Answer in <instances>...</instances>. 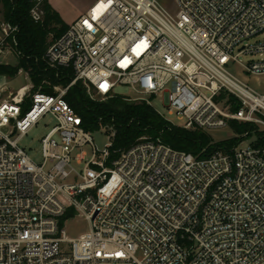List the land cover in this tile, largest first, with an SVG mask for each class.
I'll return each instance as SVG.
<instances>
[{"label": "built area", "instance_id": "2783aa9c", "mask_svg": "<svg viewBox=\"0 0 264 264\" xmlns=\"http://www.w3.org/2000/svg\"><path fill=\"white\" fill-rule=\"evenodd\" d=\"M175 2L173 15L159 0H97L45 55L73 70L69 86L31 92L20 70L29 86L0 95V264H264V95L231 72L264 75V0ZM17 32L4 23L0 54ZM79 81L93 101L125 86L184 130L237 122L257 140L201 157L143 138L113 159L65 100ZM49 115L37 164L20 141ZM70 213L87 233L67 237Z\"/></svg>", "mask_w": 264, "mask_h": 264}, {"label": "trees", "instance_id": "16d2710c", "mask_svg": "<svg viewBox=\"0 0 264 264\" xmlns=\"http://www.w3.org/2000/svg\"><path fill=\"white\" fill-rule=\"evenodd\" d=\"M38 0H0L4 8L7 23L18 27V32L9 40V45L18 56V67L10 68L0 65V76L14 78L20 70L26 72L33 84V92L47 87H67L74 80L75 74L68 68H50L45 55L53 40L61 37L69 28L60 15L50 6L48 0H41L44 13L43 21L36 23L31 11ZM65 100L81 116L87 131L96 132L103 126L114 130L111 157L117 158L146 138L161 140L173 149L207 157L219 149H230L243 139L234 138L228 141L215 142L213 138L201 131H187L165 121L153 107L147 103H133L127 98L116 95L113 98L98 102L89 98L83 82L79 81L68 91ZM231 129L237 135L250 131L248 124L231 123ZM66 216L63 222L72 217Z\"/></svg>", "mask_w": 264, "mask_h": 264}, {"label": "rangeland", "instance_id": "374dc122", "mask_svg": "<svg viewBox=\"0 0 264 264\" xmlns=\"http://www.w3.org/2000/svg\"><path fill=\"white\" fill-rule=\"evenodd\" d=\"M58 1V4H62L66 6V8L69 9V17L67 19L68 22H70V18L72 14H75V10L77 9V6L79 7V4L81 2H86L88 0H56ZM161 4H163L170 13L173 15H176L178 13V7L175 2V0H159ZM75 2L73 5L72 3ZM75 6V8H74ZM4 8L3 5L0 3V38H2L1 28L4 25V23H7L4 16ZM71 25V24H69ZM49 41H53V36H50ZM12 49V48H11ZM11 49L5 50L4 53L0 54V65L10 68H17L18 67V56L15 51H12ZM248 58L244 57L242 59V62H247ZM231 72L235 74L238 79L243 82L247 83L250 88H252L257 93L264 95V75L262 76H250L247 74L242 73V69L235 65L231 67ZM29 81L26 78V75L24 73L18 72V74L14 78H9L7 76H0V95L2 97H6L9 92H15L18 89L29 86ZM34 87V86H33ZM1 88H6L7 93L3 94L1 91ZM31 92H33V88H31ZM115 92L118 95L121 96H127L131 98L133 103H142L141 96L133 93L130 89H128L125 86H118L115 90ZM98 102H105L99 100ZM153 107L160 113L166 116L168 120L173 122L176 126L181 127L184 125V122L179 120L177 116H169L167 114V108L164 104V101H162L161 98H158L156 100L152 101ZM55 119L49 115L45 118H42L35 128H33L28 136H26L24 139L20 141V147L25 149L30 156V158L37 164H40L42 162V155H41V140L42 138L52 129L56 126ZM114 130L110 127L104 126V129L93 132V140L98 148V150L103 151L105 150L110 144L112 143L113 139L110 136H113ZM207 134L210 135L215 142H223L228 141L234 138H239L240 135L235 134V132L231 128H225V129H217V130H209L207 131ZM257 140L256 135H252L247 139H243L242 143L240 144V148H245L249 146L250 144L254 143ZM86 152H90L88 148L85 149ZM90 154V153H89ZM76 165V164H75ZM77 166V165H76ZM83 168V167H78ZM64 229L66 231V235L68 238H77L82 234H85L89 231V223L86 221V219L83 216H74L71 219H68L65 221Z\"/></svg>", "mask_w": 264, "mask_h": 264}, {"label": "crops", "instance_id": "0c3cea01", "mask_svg": "<svg viewBox=\"0 0 264 264\" xmlns=\"http://www.w3.org/2000/svg\"><path fill=\"white\" fill-rule=\"evenodd\" d=\"M48 1H49L50 6L60 15L63 22L69 26V24H72L79 17L85 14L97 0H88L86 2H81V4H79V7L77 6V9L75 10L76 11L75 14L71 15L70 22L67 21L69 20L67 18L69 17L70 14H69V9L66 8V6L62 4L61 5L58 4V1L56 0H48ZM74 3L75 2H73L72 4L75 5Z\"/></svg>", "mask_w": 264, "mask_h": 264}, {"label": "water", "instance_id": "95a60500", "mask_svg": "<svg viewBox=\"0 0 264 264\" xmlns=\"http://www.w3.org/2000/svg\"><path fill=\"white\" fill-rule=\"evenodd\" d=\"M43 91H44L45 93H48V94H50V95H52V94H53V90H52V89H50V88L44 89Z\"/></svg>", "mask_w": 264, "mask_h": 264}, {"label": "snow or ice", "instance_id": "6c2138e0", "mask_svg": "<svg viewBox=\"0 0 264 264\" xmlns=\"http://www.w3.org/2000/svg\"><path fill=\"white\" fill-rule=\"evenodd\" d=\"M99 7H100V8H102V7H103V5L101 4Z\"/></svg>", "mask_w": 264, "mask_h": 264}]
</instances>
